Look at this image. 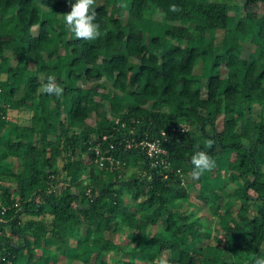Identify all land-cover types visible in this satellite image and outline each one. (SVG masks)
I'll list each match as a JSON object with an SVG mask.
<instances>
[{
  "label": "trees",
  "instance_id": "1",
  "mask_svg": "<svg viewBox=\"0 0 264 264\" xmlns=\"http://www.w3.org/2000/svg\"><path fill=\"white\" fill-rule=\"evenodd\" d=\"M259 2L95 0L101 36L85 41L66 25L70 0H0V264H53L58 256L115 264L103 253L123 250L107 235L122 225L134 244L119 264L264 257ZM247 41L254 49L244 57ZM49 75L64 90L59 98L40 90ZM14 108L29 112L26 123L7 116ZM161 130L166 165L150 164L135 142ZM94 146L118 163L97 165ZM196 147L216 162L198 180ZM192 190L191 204L216 217L213 232L182 209ZM153 224L162 229L150 231ZM210 237L221 244L203 242Z\"/></svg>",
  "mask_w": 264,
  "mask_h": 264
},
{
  "label": "rangeland",
  "instance_id": "2",
  "mask_svg": "<svg viewBox=\"0 0 264 264\" xmlns=\"http://www.w3.org/2000/svg\"><path fill=\"white\" fill-rule=\"evenodd\" d=\"M234 2L241 3L242 0H231ZM42 9H44L43 5L39 4ZM258 10L263 12L264 11V2H259L258 4ZM233 10H230V13H232ZM123 14L126 15V9H123ZM59 16V15H58ZM171 23H174L173 21H167L163 20V24L165 27L170 25ZM222 35V30L217 29L216 35H215V41H219V38ZM254 49V45L251 43L244 42L241 48V55L246 57L248 56L249 51H252ZM6 54H10L8 50L5 51ZM200 63V62H199ZM220 71L223 73L225 71L224 66L220 65ZM195 72L200 71V65L198 64L194 68ZM7 116L12 119L13 121H16L19 125L26 123L29 117V112L26 110L22 109H9L7 112ZM93 116L88 117L87 121L90 123H93ZM181 124L184 126V128L191 127L189 123L182 122ZM60 162V161H59ZM129 173V171H128ZM86 174H87V169L84 170L82 174L83 181L84 179L86 180ZM127 176V175H126ZM233 183L230 182L227 184V188L232 187ZM124 199L128 203H132L131 198L128 195H124ZM225 199V196L223 195L220 199V201H223ZM183 201V206L182 209H184L189 215L190 218L192 216H199L203 222V228L210 230L213 232V228L217 226L216 224V217L213 216L210 213L209 208L207 207L206 204H194L192 205L191 202H194V191L192 190L190 195L186 198L182 199ZM189 201V202H188ZM234 209V208H233ZM150 231H154L157 229H162V226L160 224H153L149 226ZM81 230H83V226L81 227ZM107 235L111 237L114 241L121 243L123 245V250H110V251H104L103 255L104 258L107 260L108 263H115L119 264L123 259L128 258L130 247L134 244V241L128 237V228L125 225L120 226L116 231H109L107 232ZM203 242H208L211 244H221V242L214 240L213 238H206L203 240ZM138 261H145L148 263V260H143L140 258H136ZM53 264H84L80 262L79 260L75 259H68L64 258L62 256H58L56 258V261Z\"/></svg>",
  "mask_w": 264,
  "mask_h": 264
},
{
  "label": "clouds",
  "instance_id": "3",
  "mask_svg": "<svg viewBox=\"0 0 264 264\" xmlns=\"http://www.w3.org/2000/svg\"><path fill=\"white\" fill-rule=\"evenodd\" d=\"M70 3L71 11L64 14L65 22L70 32L78 40L94 41L98 39L101 36L100 24L95 22L97 13L92 10L95 0H74V3L70 0ZM169 10L172 12L182 11L176 4L170 5ZM40 90L56 98L61 97L64 91L57 83L55 76L52 75H49L46 78V82L41 84ZM213 144L214 141L211 139L206 141L208 148H211ZM191 164L193 165L191 177L197 180L205 172L211 171L216 166L215 160L207 152L200 150L199 147L194 149V154L191 156ZM158 264H169V261L162 256L158 258ZM254 264H264V257L256 258Z\"/></svg>",
  "mask_w": 264,
  "mask_h": 264
},
{
  "label": "built area",
  "instance_id": "4",
  "mask_svg": "<svg viewBox=\"0 0 264 264\" xmlns=\"http://www.w3.org/2000/svg\"><path fill=\"white\" fill-rule=\"evenodd\" d=\"M180 126L181 129H186L181 123ZM160 134L162 136L158 139H151V140L140 139L135 142L136 144H140L144 147L146 156L150 158V164L161 163L163 165H166V161L164 160V158H159L160 154L165 153V148L163 146L162 141L166 139L165 136L166 134L164 130H161ZM94 152H95L94 161L99 166L103 165V161L105 159H107L110 164L118 163L119 161L117 158H114L109 154L107 155L102 154L97 146H94Z\"/></svg>",
  "mask_w": 264,
  "mask_h": 264
}]
</instances>
